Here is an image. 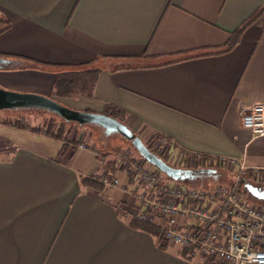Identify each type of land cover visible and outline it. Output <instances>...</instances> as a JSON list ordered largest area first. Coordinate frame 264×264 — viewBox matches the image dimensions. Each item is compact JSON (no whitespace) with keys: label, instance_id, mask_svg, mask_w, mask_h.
Here are the masks:
<instances>
[{"label":"crops","instance_id":"0c3cea01","mask_svg":"<svg viewBox=\"0 0 264 264\" xmlns=\"http://www.w3.org/2000/svg\"><path fill=\"white\" fill-rule=\"evenodd\" d=\"M3 28L0 57L11 62L0 68L2 89L75 110L114 108L146 146L167 137L173 167L180 148L235 158L233 173L264 168V136L239 123L245 107L264 103V0H0ZM92 60L100 67L92 97L54 94L58 71ZM42 111L28 114L29 125L0 110V264H204L130 225L138 200L125 169L114 173L120 186L81 185L106 154L76 122L62 139L46 133L48 120L55 133L63 119Z\"/></svg>","mask_w":264,"mask_h":264},{"label":"built area","instance_id":"2783aa9c","mask_svg":"<svg viewBox=\"0 0 264 264\" xmlns=\"http://www.w3.org/2000/svg\"><path fill=\"white\" fill-rule=\"evenodd\" d=\"M239 123L252 136L263 137L264 103L245 107ZM153 142V148L163 150L168 138L162 136L148 144ZM78 147L88 145L81 142ZM209 161L211 166L221 164L231 173L235 178L233 186L189 189L164 183L155 170L146 166L145 159L133 157L129 149L121 150L118 169L129 172L134 186L131 193L138 200V208L130 217L155 226L161 242L177 246L186 258H200L205 264H264V203L250 202L240 184L245 177L264 184V168L247 169L239 164L233 173L232 168L238 163L235 158L210 156ZM215 172L217 176L216 169ZM100 182L104 186H120L115 175L102 174Z\"/></svg>","mask_w":264,"mask_h":264},{"label":"trees","instance_id":"16d2710c","mask_svg":"<svg viewBox=\"0 0 264 264\" xmlns=\"http://www.w3.org/2000/svg\"><path fill=\"white\" fill-rule=\"evenodd\" d=\"M260 13H261L260 10L253 13L245 21L244 24H242L235 31L230 33V38H229V41L226 47L220 52H227L233 49L235 45L238 43L247 23H251L254 20H256L257 17L260 15ZM3 30L4 28L1 29L0 32ZM94 61L95 60H92L88 62L86 65L67 67V68H63L60 71H58L55 77L54 94L60 97H73V96H80V95L92 97L95 82L97 80V76L100 71V67L94 64H91ZM106 114L116 118V111L114 108H110L106 112ZM55 121L56 120L54 118H51L50 120H48L47 130L45 132L50 135H53L56 138L62 139L66 132L67 122L62 120L56 132L53 133V129L56 124ZM152 137L156 138L157 140L160 138V134H155ZM147 147L152 152H154L156 155H158L160 158H162V160H164L165 162H168L169 157L171 158V151L173 148L171 146V143L169 142L167 143V147L164 148L163 150L159 148H152L150 144H147ZM178 151L181 152V157L179 160L180 163L183 160L185 161L186 158L188 159L192 158L194 160L196 169L203 168V167H206V168H209V167L217 168L218 167V163L211 166V162L209 161L210 157L208 156H205V155L202 156L198 153H190V152L182 151L180 148ZM60 154L62 155V151L60 152ZM99 160L101 164L100 173H97L96 175H93V176L81 178L80 180L81 185L102 187L103 184L100 182V178L102 174H108V175L113 176L115 171L119 167V164H118L119 162H116L113 159H106V155L99 156ZM245 179H248V177H245ZM254 184H256L257 186L263 185V183L262 184L254 183ZM261 202L264 203V201H261ZM130 225L134 228L144 230L154 235L156 237V240L160 243V245L164 246L163 245L164 243L161 242V237L159 235L158 229L155 226L150 225L146 222L136 220V219H133L130 222Z\"/></svg>","mask_w":264,"mask_h":264},{"label":"water","instance_id":"95a60500","mask_svg":"<svg viewBox=\"0 0 264 264\" xmlns=\"http://www.w3.org/2000/svg\"><path fill=\"white\" fill-rule=\"evenodd\" d=\"M11 62L10 59L0 57V68ZM42 109L56 114L66 122H76L80 125L94 124L103 128L106 134L118 133L129 140L147 162L153 164L158 170L165 172L174 179L193 177L198 173L215 175L213 168H200L197 170L182 169L167 164L153 153L126 124L113 116L101 112L75 110L60 103L58 100L33 94L8 91L0 88V110L2 109ZM240 184L246 192L257 200L264 201V185H254L246 179H241Z\"/></svg>","mask_w":264,"mask_h":264},{"label":"rangeland","instance_id":"374dc122","mask_svg":"<svg viewBox=\"0 0 264 264\" xmlns=\"http://www.w3.org/2000/svg\"><path fill=\"white\" fill-rule=\"evenodd\" d=\"M1 88V87H0ZM11 91V90H10ZM40 95V94H38ZM1 112L6 114V118L8 119H17L18 121H22L21 119V114H25V119L31 125L34 121L33 118L30 117L28 114L31 113L33 116H45V111H42L41 109H31L29 111L28 109H2ZM48 114V113H46ZM74 125V129L77 128L79 125L77 123H73L71 126ZM80 127L84 128V130H87L88 138L90 139L91 145L98 150L101 154H106L107 159L114 158L116 156L117 151H121L120 149L123 150L129 149L130 153L134 155L135 157H142L140 156L139 151L134 147V145L121 136L118 133H111V134H106L103 130L102 127L94 124H84L80 125ZM149 142V141H148ZM154 142L151 143V146L153 148ZM143 158V157H142ZM172 162H168L170 165H173L174 161V156H172ZM180 168L185 167V169L189 168H194V160L192 158H186L183 163H180ZM146 166L151 169L155 170L157 173V177L160 181L164 183H175L177 185H180L181 187L184 188H194V189H209L215 185H221V186H227L231 187L233 186V183H235V178L229 173V171L226 168H223L222 165L220 164L217 167V176L212 175V174H207V173H198L195 174L193 177H186V178H178L174 179L168 174H166L163 171L158 170L153 164L150 162L146 161ZM250 180L253 183H256L253 181L252 178ZM264 185V184H263ZM242 188H244L242 186ZM244 195L247 197V199L250 202L253 203H261L260 200L255 199L251 195H249L246 191L244 192ZM200 261L204 262L205 261L202 259H199ZM197 263V260H195Z\"/></svg>","mask_w":264,"mask_h":264}]
</instances>
